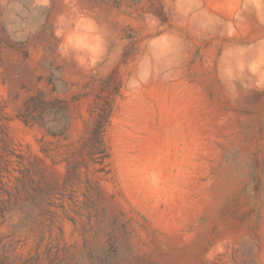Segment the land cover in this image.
<instances>
[{"label":"rangeland","instance_id":"374dc122","mask_svg":"<svg viewBox=\"0 0 264 264\" xmlns=\"http://www.w3.org/2000/svg\"><path fill=\"white\" fill-rule=\"evenodd\" d=\"M0 264H264V0H0Z\"/></svg>","mask_w":264,"mask_h":264},{"label":"trees","instance_id":"16d2710c","mask_svg":"<svg viewBox=\"0 0 264 264\" xmlns=\"http://www.w3.org/2000/svg\"><path fill=\"white\" fill-rule=\"evenodd\" d=\"M106 116H107V113L104 112V114H103V116H102V119H103V120L106 119ZM101 129H102V125L99 126V130H98L97 134H100Z\"/></svg>","mask_w":264,"mask_h":264}]
</instances>
